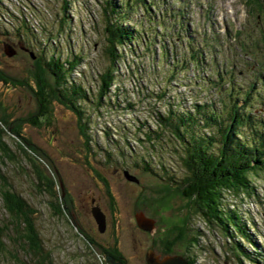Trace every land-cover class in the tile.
<instances>
[{
    "label": "rangeland",
    "instance_id": "obj_1",
    "mask_svg": "<svg viewBox=\"0 0 264 264\" xmlns=\"http://www.w3.org/2000/svg\"><path fill=\"white\" fill-rule=\"evenodd\" d=\"M66 1L69 7L65 14L62 9ZM106 1L2 0L0 72L18 81L28 78L30 85L35 83L36 62L41 61L43 65L46 56L56 54L62 61H73L79 56V65L71 80L82 83L95 99L98 74L109 65L104 55L103 3ZM260 2L262 13L246 5L244 0H164L160 8L155 6L153 9L155 21H150L143 12L130 11L128 15L132 22L129 24L143 31L142 38H146L147 43L138 45L134 52H124L125 58L119 63L117 74L119 95L115 96L112 91L114 95H110L112 99L108 98L110 102L106 100L99 109L92 104L82 105L90 115L91 130L87 135L96 154L88 156L89 161L83 147L87 136L84 138L81 134L76 115L69 109L54 105L53 122L48 125L36 127L24 123L25 135L47 154L48 165L44 171L54 177L58 195H63L60 181L64 184L66 215L55 214L52 204L57 201L44 189L39 190L34 169L22 162L23 155L16 146L12 148L18 161L4 163L0 160V173L36 209L35 224L46 250L52 253L53 264H108L99 246L104 249L117 246L128 264H146L145 255L150 250H156L158 255L163 254V250L182 255L186 261L189 257L193 264H254L245 257L240 262L232 248L238 242L251 257H256L254 247L242 241L233 230L234 240L217 226L206 223L195 211L192 201L185 198L181 190L177 191L186 172L173 153L175 151L169 143L160 145L161 150L159 145L152 148L146 134L149 128L154 129L153 114L149 113L167 110V103L155 102V98L150 97L152 94L157 96L158 92L165 91L168 96L179 95L185 108L193 106V102H215L216 107L221 108L222 100H228L231 89L226 91L229 87L225 86L219 90L211 81L218 72L220 77L234 79L235 89L231 93L243 100L251 91L249 102L254 101L258 90L263 88L255 78L258 67H249L247 63H253L256 58L264 62V0ZM158 25H162V29ZM211 38H218V45L209 47L213 43ZM236 38V41L247 39L243 44H247V53L242 51L240 44L233 45ZM227 39L234 46L231 50L225 42ZM170 40L175 42L172 44ZM188 41L199 52H204V65L189 64L182 73L177 69L180 81L175 82L174 87L160 91L155 79L163 86L168 85L164 81L172 66L175 67L173 62L181 63L189 57L190 51L184 45ZM164 42L169 51L168 59L160 53L159 46ZM10 48L16 51L12 57L5 53ZM159 59L164 60V64L159 65L161 69L157 65ZM231 66L235 67L232 77L228 74ZM261 72L264 78V70ZM127 97L135 98L136 102L140 100L137 109H126ZM0 103L4 106L2 114H10L13 119L26 120L38 109L31 87L12 86L1 80ZM252 110L264 117L261 104ZM8 142L15 145L12 139ZM143 160L148 161L156 173L144 172ZM19 162L23 165H18ZM165 168L168 175H175L178 184L166 179ZM126 171L138 178L139 184L128 181L124 175ZM252 180L256 186L255 195L227 194L226 204L243 216L254 241L264 253V173L253 175ZM109 192L114 198V206ZM92 199H96L107 215L108 226L104 234L98 232L92 217ZM138 213L154 219L155 230L149 232L139 228L135 219ZM7 219L0 197V224L6 223ZM186 222L189 231L180 242V237L170 234L169 230ZM88 236L97 242L96 245H88ZM194 237L197 242L193 241ZM15 256L26 260L25 254L5 236L0 245V264H16Z\"/></svg>",
    "mask_w": 264,
    "mask_h": 264
},
{
    "label": "trees",
    "instance_id": "obj_2",
    "mask_svg": "<svg viewBox=\"0 0 264 264\" xmlns=\"http://www.w3.org/2000/svg\"><path fill=\"white\" fill-rule=\"evenodd\" d=\"M248 2L249 6L257 8L260 13L263 12V5L260 0H248ZM155 6H157L156 0H108L103 3L106 41L104 55L109 65L103 72L98 74V90L95 99L90 95V90L85 88L82 83L71 80L72 74L79 65V56L73 61L67 59L62 61L61 57L56 54L50 57L46 56L43 65L41 61L36 62L34 68L36 72L34 71L35 74H33L35 83L30 85L28 78L18 81L16 78H11L0 72V80L4 84L31 87L38 103L36 114L26 120L13 119L7 113L2 114L1 110L4 106L0 103V160L4 163L17 162L15 150L12 148L16 146L17 150L23 155L22 162H27L34 169L39 190L44 189L57 201V203L52 204L57 216L66 215L64 206L66 198L64 197L63 200L62 194H57L54 177H51L46 172L47 170L44 171V167L48 165L45 159L47 154L42 153L25 135L26 133L22 130L24 123H30L36 127L51 124L53 122V106L56 104L63 106L75 113L81 134L84 135V138L87 136V142L85 141L83 144L87 152L86 160L89 161L88 156L92 153L96 155L87 135L91 130L90 115H87V111L82 105L85 103L92 104L99 109L106 100L110 102L108 98L112 99L110 96L112 91H115V96L119 95L120 87L116 84L118 83L117 74L120 61L125 58L126 51L134 52L135 48H139L138 45L141 46L145 44L144 42L147 43V39L142 38L143 31L137 30L135 26L129 24L132 20L128 13L130 11L143 12L150 21H155L153 11ZM68 7L69 3L66 1L62 9L63 13H67ZM65 22L64 19L63 23ZM157 27L161 28L163 26L158 25ZM153 40L156 41V38H153ZM227 40L225 42L228 49L231 50V42L229 39ZM170 42L173 44L175 40H170ZM188 42L184 44L190 51L188 59L181 60V63L178 61L175 63L174 61L175 67L172 66V62H169L173 69L169 70L167 79L164 81L168 85L163 86L157 78L155 79L160 91L165 90V87H174L175 82L180 81L177 78L178 73L187 70L189 64L192 66L204 65V52H199L192 42ZM246 45L241 44L242 51H245V53H247ZM159 47L161 49L160 53L168 59L169 51L165 42ZM160 58H162L161 55ZM263 63L258 58L253 63H247L249 67H256V69L258 67L255 78L263 88L260 90L261 92L258 90L253 102H249L251 91L245 94L243 100L231 93L235 89L234 79L227 80L220 77L219 72L212 76L214 78L211 81L219 90L225 86L229 87L226 91L231 89L228 100H222L219 109L216 107L215 102L202 104L193 102V106L185 108L179 95L168 96L165 91L158 92L157 96L150 95V97L155 98L157 103L165 101L167 110L164 113L159 110H157L158 112L153 110L152 113H149V115L153 114L154 129L149 128L148 134H146V139L151 142L152 148L158 145L160 148V145L169 143L168 146L175 151L173 153H175L180 165L183 166L182 168L186 172L177 191L181 190L182 195L192 201L195 211L203 216L206 223L217 226L227 237L230 236L234 240L235 236L231 232L233 230L242 241L254 247L256 257H251L238 242H235L232 247L240 262L245 257L254 264H264V253L254 241L243 216L237 210H230L226 204V199L227 194L238 197L255 195L256 186L252 176H259L264 173V117L252 110L258 104L264 106V78L262 76L263 72H261L264 70ZM162 64H164V60L159 59L158 69H161L159 65ZM234 68V66H231L228 72L231 77L235 76ZM202 70H205V68H202ZM126 99V109H137L140 100L136 102L135 98L134 100L128 97ZM11 139L15 145L8 142ZM168 139L170 142L167 141ZM22 162H19L18 165H23ZM138 165L136 164V166ZM142 165L144 172L156 173L148 161L145 160ZM94 172L98 174L97 171ZM164 172L170 183L176 182L178 184L175 175H168L169 172L166 168ZM0 181L2 206L8 217L6 223L0 224V245L3 244V238L6 236L11 238V242L16 244L19 251L25 254V261L15 256L16 264H53L52 253L46 250L35 224L36 209L13 189L8 178L1 173ZM105 186L107 188L106 184ZM107 190L109 191V189ZM108 195L113 205L114 198L111 192ZM252 226L254 227V223ZM186 231H189L187 222L180 227L175 226L170 229L169 233L179 236L181 242L186 236ZM87 240L88 245H96L97 243L89 236ZM193 241L197 242L198 239L194 237ZM99 248L101 247L99 246ZM101 250L104 251L105 255L109 254L114 257L116 254H122L117 246ZM188 261L189 264H193L189 257Z\"/></svg>",
    "mask_w": 264,
    "mask_h": 264
},
{
    "label": "water",
    "instance_id": "obj_3",
    "mask_svg": "<svg viewBox=\"0 0 264 264\" xmlns=\"http://www.w3.org/2000/svg\"><path fill=\"white\" fill-rule=\"evenodd\" d=\"M6 55L9 57H12L16 54V51L12 48L5 51ZM125 177L128 181L139 184L138 178L135 176H132L129 174V172H124ZM63 193H65L64 184L62 181H60ZM92 214L94 219L96 220L98 224L99 231L101 233H104L107 229V217L105 213L101 210L99 206H95L92 209ZM136 223L139 228L145 231L152 232L155 230V220L147 217L144 213H138L135 216ZM108 261L114 262V264H121V263H115L113 260V257L108 256ZM146 262L147 264H189L182 256H167L163 259H160L158 256H156L153 252L149 251L146 255Z\"/></svg>",
    "mask_w": 264,
    "mask_h": 264
},
{
    "label": "flooded vegetation",
    "instance_id": "obj_4",
    "mask_svg": "<svg viewBox=\"0 0 264 264\" xmlns=\"http://www.w3.org/2000/svg\"><path fill=\"white\" fill-rule=\"evenodd\" d=\"M65 193H66V191H65ZM65 193H63V195H62V198H64L65 197ZM67 202V200H65V203ZM71 203H72V201H70ZM96 202V203H95ZM90 204H92L91 205V208H90V210H91V214H92V209H93V207H95L96 205H97V201H96V199H92L91 201H90ZM65 206V205H64ZM97 206H99L100 207V205H97ZM66 208H67V206H65ZM101 208V207H100ZM101 210L103 211V209L101 208ZM104 212V211H103ZM105 213V212H104ZM105 215H106V213H105ZM92 217H93V214H92ZM106 217H107V215H106ZM93 219H94V217H93ZM95 220V219H94ZM95 223H96V225H97V229H98V232L99 233H101L100 231H99V228H98V224H97V222H96V220H95ZM107 226H108V224H107ZM106 231H107V229H106ZM105 231V232H106ZM104 232V233H105ZM104 233H101V234H104ZM164 244H165V241H164ZM101 249H103V247H101ZM163 250V249H162ZM151 252H152V250H150ZM149 252V251H148ZM147 252V253H148ZM164 252V253H163ZM163 254H159L158 255V253H157V251L155 250V251H153V253L156 255V256H158L160 259H163V258H165V257H167V256H182V255H172V254H169L168 252H166V251H164L163 250ZM101 253L103 254V256L106 258V260L108 259L107 257L108 256H110L109 254L108 255H105L104 254V251H102L101 250ZM147 253H146V255H147ZM146 255H145V258H146ZM111 257H113V260L115 261V263H121V264H128L129 262H128V260H126L125 259V257H124V255L123 254H116L115 255V257L114 256H111ZM183 258H184V256H182ZM185 259V258H184ZM187 259V262L189 263V261H188V258H186ZM107 262H108V264H114V262H109L108 260H107ZM145 262H146V260H145ZM147 264V263H146Z\"/></svg>",
    "mask_w": 264,
    "mask_h": 264
}]
</instances>
